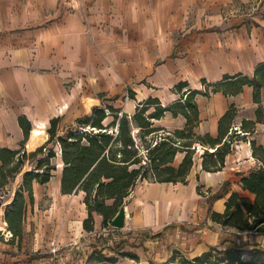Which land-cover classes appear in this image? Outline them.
Returning a JSON list of instances; mask_svg holds the SVG:
<instances>
[{
  "label": "crops",
  "instance_id": "0c3cea01",
  "mask_svg": "<svg viewBox=\"0 0 264 264\" xmlns=\"http://www.w3.org/2000/svg\"><path fill=\"white\" fill-rule=\"evenodd\" d=\"M236 1L243 6L250 0H0V148H20L24 135L18 124L19 117H25L31 124V133L35 127L48 124L51 118L62 119L67 111H73L79 89L75 85L67 91L64 82L108 75L107 54L95 48L106 44L110 33L99 30V26H107L127 13L137 19L150 15L151 21L147 32L132 39L126 36L119 41L117 50V61L128 63L132 70L127 77L122 75L121 78L148 79L150 90L138 102L152 96L162 105H168L179 98L172 88L180 81H187L188 89L202 91L201 79L212 84L225 75L251 77L255 67L264 62V20L257 21L251 14L238 13ZM101 63L106 64L105 67ZM196 103L200 122L195 131L200 135L217 137L218 121L230 105L237 109L234 124L238 129L243 120H256L258 105L252 100L249 86L232 96L221 92L208 97L197 95ZM260 105L264 110V88ZM77 117L80 116H75L74 120ZM163 120L171 122L172 129L185 124L183 117H172L170 113L157 123ZM250 140L264 148V117L246 141L234 144L220 171H203L201 159H196L186 185L138 181L124 201L123 231H153L155 234L166 226H174L176 229L168 231L161 244L167 250L179 251L184 257L182 250H200L191 254L193 258L210 249L230 248V244L222 242L229 231L206 215L208 209L222 213L231 192L251 197L240 183V175H247L259 167L252 156ZM59 167L57 165L56 171L60 172ZM50 182L33 183L34 201L33 205H28L29 209L32 211L48 197L50 212L54 213L52 217L62 220L59 230L67 232L72 223L68 218L73 217L75 233L59 235V245L49 250L43 246V250L25 253L29 249L19 247L26 233L25 221L21 238L9 240L3 237L7 230L3 222L0 264H78L83 261L81 256H87V250H79L86 243L81 239H91L102 229V217L94 213L93 232L84 231L82 223L87 211L83 194H62L60 176L52 189L47 188ZM225 182L230 185L229 193L209 203L206 192L214 194ZM12 196L7 197V204ZM71 210L80 213H68ZM196 220L203 226L193 230L190 224ZM243 235L258 238L249 241L253 244L251 248H255L254 245L264 247V236L254 232L240 233ZM217 243L219 247L210 248ZM90 248L94 249L92 242ZM52 249L56 252H51Z\"/></svg>",
  "mask_w": 264,
  "mask_h": 264
},
{
  "label": "trees",
  "instance_id": "16d2710c",
  "mask_svg": "<svg viewBox=\"0 0 264 264\" xmlns=\"http://www.w3.org/2000/svg\"><path fill=\"white\" fill-rule=\"evenodd\" d=\"M200 83L204 87L202 91L188 89V82L180 81L172 88V92L179 95L176 101L162 105L157 97L149 96L137 103L132 114L111 105L94 106L89 114L77 117L73 124L62 128L61 117H53L46 128L47 139L33 151H27L25 147L31 124L25 117H19L18 124L24 135L20 148H0V196L4 194L3 189L21 175L10 203L4 208L6 229L12 234L11 239L21 238L27 205H33L34 201L33 183L44 185L51 180L57 170L58 152L62 164L60 192L83 194L87 217L82 226L86 232L94 230V213L102 217V228L109 227L138 181L186 185L197 149L202 151L203 171H220L234 144L246 141L256 124L263 121L260 101L264 88V62L255 67L251 77L225 75L216 83H207L205 79ZM244 86L252 88V100L258 105L256 120H243L239 126L242 134L238 133L234 124L237 109L230 105L218 121L217 137L197 134L195 129L200 119L196 96L208 97L216 92L225 96L237 95ZM134 95L130 91L132 100ZM166 113L183 117L184 126L168 131L156 125ZM108 118L111 120L106 122ZM250 146L259 167L247 175H240V183L251 197L231 192L222 213L209 211L207 214L212 222L237 237L249 232L264 236V148L255 140H250ZM178 154L182 157L175 166L173 163ZM228 185V182L224 183V186ZM197 192L200 193L199 186ZM228 193L229 189L223 190L215 198ZM108 201L112 203L108 204ZM173 228L166 226L158 237ZM254 246L247 258L243 257L242 248L233 244L222 251L210 249L191 259L181 255L179 264H264V248ZM92 253L98 254V262L118 264L114 256L103 255L95 249ZM129 256L138 259L135 255Z\"/></svg>",
  "mask_w": 264,
  "mask_h": 264
},
{
  "label": "rangeland",
  "instance_id": "374dc122",
  "mask_svg": "<svg viewBox=\"0 0 264 264\" xmlns=\"http://www.w3.org/2000/svg\"><path fill=\"white\" fill-rule=\"evenodd\" d=\"M236 3L238 13L245 12L246 14H251L252 17L257 21L264 20V0H250L243 6H240L241 4L237 1ZM252 22L256 23V21ZM150 23V15H141L140 19H137L136 16H134L132 13H127L121 16V18H119L117 21L115 20L114 22H110L109 24H107V26L100 24L99 30H108L110 36L106 44H102L101 46L96 47L95 50L107 54L108 75L103 76L102 78H93L90 80L78 78L70 81L67 80L66 82H64V87L67 91L69 90V88L76 85V88L79 89V93L76 96V103L73 107V111H67L66 115L62 117L60 122L61 128L66 125L73 124L75 116L89 114L92 105L101 107L111 105L115 108H120L123 112L128 114H132L134 112V107H136L139 98L144 96L146 91L150 90V84L147 82L148 79L146 78H121L122 75L127 77L132 70L131 66H129L128 63L125 64L117 61V50L118 48H120V40L125 39L126 36L127 38L132 39L133 37H137L147 32L148 25ZM126 47L127 46H124V48ZM129 49L134 50L135 48L129 47ZM129 64L131 65V63ZM101 65L102 67H105L106 64L101 63ZM130 91L135 93L133 100L130 98ZM89 92L92 93L90 94ZM109 120H111V118H108L106 122ZM155 124L165 128L168 131L174 130L172 129V127H170L171 122H167L166 120H163L162 123L156 122ZM44 126L45 127L42 128L43 133L37 138H34L32 140L31 133L29 134L28 141H30V139L31 141L30 148L26 147L27 151H30L29 149L31 148L35 149L45 142V140L47 139L46 128L48 124ZM201 154L202 151L200 149H197V152H195L193 156L194 161L196 159H201ZM181 157V154H178L174 160L173 165L176 166L180 162ZM55 163L58 166L60 165L62 167L59 158V152L57 158L55 159ZM61 167L59 168L61 169ZM60 175L61 171L54 172V176L47 188L50 187L52 189L54 183L59 180ZM20 181L21 175L19 174L10 185H7L5 189H3L4 194L3 196H0V227L2 228H5V226L3 225V222H5L4 210L2 208H5L9 199L7 197L13 195ZM229 187L230 185H228L227 187L222 184L220 189L212 195L210 191H207L206 193L207 195H209L208 202L211 203L212 201L216 200L217 198L215 197L223 190L229 189ZM1 192L2 189L0 190V194ZM111 203L112 201H108V204ZM80 204L82 203L80 202ZM77 208H79V205L77 206ZM209 211L210 209H208L207 214L209 213ZM68 213L79 215L80 211L71 210ZM53 215L54 213L50 212L48 197H44V200L40 204L36 205L35 208L32 209V211L27 205L26 215L24 216L22 222V234L24 232V221L26 233H24L22 236V244H19V247L22 246L29 249L25 250V253L30 252L31 250H43V246H46V249L49 250L50 248L59 245H57V239L59 235L66 233L67 236H72V234L75 233L76 230L73 223V217L68 218V221L70 219L72 223H70V227L67 232H61V230H59L60 227L58 226L60 223H62V220L61 222L58 221V219L55 220V217H52ZM62 219L65 220L63 216ZM202 224V222L196 220L195 223L190 224V226L193 227V230H195L197 226L200 227ZM123 228L117 229L112 227L111 231H103L102 228L96 231L91 239L88 237L81 239V241L86 240V243L84 242L85 244L82 246L81 243L78 242L77 246L81 245L79 250H87V256H81L83 261H81L80 263L78 262V264H104L96 260L98 254L92 253L94 249L96 251H101L103 255L116 257L118 264H179L180 257H182L180 252L176 250H167V248L163 247L161 244V239L164 236L158 237V234L161 233L165 227L155 234L153 233V231H144L140 233H132L130 231L126 232L123 231ZM254 240H258V238L254 235H247L245 237L243 235L237 237L235 235H230V233H227V235L224 236L223 241H221L223 243L230 244L231 247L233 246V244L239 245L242 248L243 257L247 258L253 251V248H251L253 244L249 243V241L253 242ZM91 242L94 244L93 250H91L90 248ZM148 243L150 244V246ZM219 246L220 244L217 243L210 248H217ZM199 251L200 250H182V252L185 254V258L187 257L188 259H191V254L198 253ZM131 254L137 256L138 259H132L129 256ZM36 257L38 256L36 255ZM67 264L74 263L67 262Z\"/></svg>",
  "mask_w": 264,
  "mask_h": 264
},
{
  "label": "water",
  "instance_id": "95a60500",
  "mask_svg": "<svg viewBox=\"0 0 264 264\" xmlns=\"http://www.w3.org/2000/svg\"><path fill=\"white\" fill-rule=\"evenodd\" d=\"M125 209L122 206L118 213L116 214V216L112 219L110 225L113 228H117V229H122L124 227L125 224Z\"/></svg>",
  "mask_w": 264,
  "mask_h": 264
},
{
  "label": "bare ground",
  "instance_id": "6f19581e",
  "mask_svg": "<svg viewBox=\"0 0 264 264\" xmlns=\"http://www.w3.org/2000/svg\"><path fill=\"white\" fill-rule=\"evenodd\" d=\"M41 125H42V124H41ZM41 125L35 127V128L32 130V132H31L32 140H33L34 138H37L38 136H40V135L43 133L42 128H44L45 126H44V125L41 126ZM30 141H31V139H30ZM30 141L27 142V147H28V148H30ZM29 150H30V151H33L34 148H31V149H29Z\"/></svg>",
  "mask_w": 264,
  "mask_h": 264
},
{
  "label": "built area",
  "instance_id": "2783aa9c",
  "mask_svg": "<svg viewBox=\"0 0 264 264\" xmlns=\"http://www.w3.org/2000/svg\"><path fill=\"white\" fill-rule=\"evenodd\" d=\"M235 129L237 130L238 133L242 134L241 131H240L237 127H236ZM110 226H111V225H110ZM111 228H112V227H106V228H103L102 230H103V231H105V230H109V231H111ZM3 237H4V239L9 240V239L12 238V234H11L9 231L6 230L5 233H4V235H3ZM51 252L55 253L56 250H55V249H52Z\"/></svg>",
  "mask_w": 264,
  "mask_h": 264
}]
</instances>
